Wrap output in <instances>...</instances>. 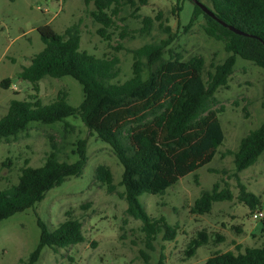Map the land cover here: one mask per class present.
<instances>
[{
    "label": "rangeland",
    "instance_id": "rangeland-1",
    "mask_svg": "<svg viewBox=\"0 0 264 264\" xmlns=\"http://www.w3.org/2000/svg\"><path fill=\"white\" fill-rule=\"evenodd\" d=\"M211 8L209 0H199ZM195 4L191 0H148L145 5H126L114 18L106 41L97 33L99 24L90 17L92 3L84 0H0V83L10 79L8 88L0 84V118L12 100H24L35 93L30 83L18 77L30 59L43 49L37 29L49 25L57 33L72 25L80 32V48L97 58L119 59V75L113 83H123L132 74V51L145 44L158 43L172 36L164 58L172 53L184 59L201 57L204 73L222 63L229 55L225 42L208 36L209 24L199 15L188 27ZM151 25L144 28V20ZM167 27L170 29L169 32ZM65 95L78 107L83 99L81 85L71 77H45L39 82L37 97L44 104ZM212 110L218 111L223 141L211 161L167 189L164 195L142 194L140 203L152 218L164 217L177 227L173 241L159 234L148 246L141 222L126 214L121 197L122 166L110 147L91 135L79 118L64 123H31L14 137L0 141V191L16 184L25 166H42L52 146L62 162L73 163L79 140L87 142V161L79 177H70L46 192L34 207L0 222V264H21L35 250L39 240L37 218L53 230L65 219L67 211L82 223L83 243L58 249L43 248L35 264H202L214 252L237 253L245 247L264 245V217L255 221L246 205L237 200L238 181L260 198L264 213V153L251 167L234 176L233 156L241 138L264 121V70L254 63L236 59L227 86L215 96ZM107 166L116 190L108 193L96 179L95 169ZM215 183L227 187L231 201L214 203L209 214L195 215L190 209L203 190ZM199 232L207 244L187 257L185 251ZM239 248V250H237Z\"/></svg>",
    "mask_w": 264,
    "mask_h": 264
},
{
    "label": "trees",
    "instance_id": "trees-1",
    "mask_svg": "<svg viewBox=\"0 0 264 264\" xmlns=\"http://www.w3.org/2000/svg\"><path fill=\"white\" fill-rule=\"evenodd\" d=\"M148 0H84L94 9L90 17L100 25L98 35L106 41L114 18L126 6L145 5ZM209 8L227 25L246 34L237 35L208 17L195 5L186 28L203 15L209 24L208 36L225 42L230 55L211 71L204 73L201 57L184 59L172 53L164 58L172 36L158 43L145 44L132 53L131 77L123 83H113L119 75V59L97 58L80 48V32L72 25L57 33L49 25L37 31L43 49L35 54L18 77L31 84L35 93L28 99L12 100L6 114L0 118V141L14 137L31 123L53 125L68 118H79L90 134L107 144L122 166L121 197L126 202V214L141 222L148 246L161 234L164 241H173L177 227L164 217H150L139 201L142 194L164 195L179 180L207 165L223 141L218 111L212 110L216 93L227 86L236 59L254 63L264 70V0H209ZM151 25L144 20L143 30ZM168 32L169 28L167 27ZM71 77L82 87L83 99L78 107L68 103L65 95L44 104L37 97L39 82L45 78ZM8 88L10 79H4ZM42 166L25 162L17 183L0 191V222L34 207L46 192L60 186L70 177H79L87 161V142L79 140L73 163L62 162L58 149L52 146ZM264 153V121L241 138L233 156L234 176L256 163ZM95 179L108 193L116 190L111 170L104 165L95 169ZM238 181V178H237ZM232 192L215 183L210 191H201L191 206L195 215L209 214L214 203L231 201ZM237 200L251 211L259 210L260 198L246 190L238 181ZM264 222V220H263ZM39 240L35 250L21 264H35L43 248L52 251L83 243L82 223L71 212L50 230L37 218ZM207 244L206 235L199 232L191 239L185 255L192 257ZM239 250V248H237ZM161 256L158 264H163ZM202 264H264V245L245 247L234 253L214 252Z\"/></svg>",
    "mask_w": 264,
    "mask_h": 264
},
{
    "label": "water",
    "instance_id": "water-1",
    "mask_svg": "<svg viewBox=\"0 0 264 264\" xmlns=\"http://www.w3.org/2000/svg\"><path fill=\"white\" fill-rule=\"evenodd\" d=\"M197 7H199L202 12L204 14H206L208 17H210L211 19L215 20L216 22H218L219 24H221L222 26L228 28L230 31H232L233 33L237 34V35H244L246 36L245 33H243L242 31L238 30L237 28H234L233 26L227 25L224 22H222L220 19H218L215 14L204 4H202L199 0H191Z\"/></svg>",
    "mask_w": 264,
    "mask_h": 264
},
{
    "label": "built area",
    "instance_id": "built-area-1",
    "mask_svg": "<svg viewBox=\"0 0 264 264\" xmlns=\"http://www.w3.org/2000/svg\"><path fill=\"white\" fill-rule=\"evenodd\" d=\"M264 217V213L261 210H256L252 213V218L255 221L261 220Z\"/></svg>",
    "mask_w": 264,
    "mask_h": 264
}]
</instances>
